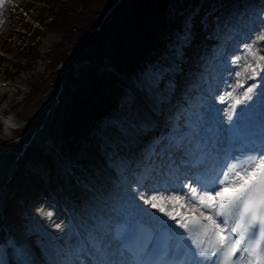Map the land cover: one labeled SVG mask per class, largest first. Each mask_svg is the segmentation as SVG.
<instances>
[{"label":"trees","instance_id":"16d2710c","mask_svg":"<svg viewBox=\"0 0 264 264\" xmlns=\"http://www.w3.org/2000/svg\"><path fill=\"white\" fill-rule=\"evenodd\" d=\"M222 1L5 0L0 11L7 14L2 21L9 27L0 29V47L27 59H10L6 69L0 58V72L25 84L11 96L0 94L2 109L19 121L13 137L0 131V148L21 146L42 121L56 127L58 155L74 163L88 161L85 146L96 142L104 149L131 120L133 94L128 82L156 93L170 82L163 74L164 58L176 51L188 23L196 37L184 53L176 91L192 75L189 66L206 60L212 44L205 37L221 27L216 24L223 13ZM44 34L48 37L42 40ZM102 57L117 72H98ZM21 70L27 72L24 77Z\"/></svg>","mask_w":264,"mask_h":264},{"label":"snow or ice","instance_id":"6c2138e0","mask_svg":"<svg viewBox=\"0 0 264 264\" xmlns=\"http://www.w3.org/2000/svg\"><path fill=\"white\" fill-rule=\"evenodd\" d=\"M4 3L5 0H0V7ZM257 39L264 40V34ZM243 51L245 55L241 59L245 66L243 71H236L238 81L234 85L242 94L238 93L240 98H236L232 92L226 93L230 106L225 109V120L229 126L238 114V105H247L255 94V84L244 89V79L255 80L264 75L261 50L250 42L243 45ZM192 183L195 187L182 183L171 191L152 189L141 194L152 209L182 230L168 239L174 241L176 251L183 249V256L167 259L170 249L166 246L156 260L134 256L131 261L115 264H264V138L260 148L230 158L211 177H193ZM176 205L181 211H169V207ZM55 227L62 228L59 224ZM99 264L112 262L103 260Z\"/></svg>","mask_w":264,"mask_h":264},{"label":"rangeland","instance_id":"374dc122","mask_svg":"<svg viewBox=\"0 0 264 264\" xmlns=\"http://www.w3.org/2000/svg\"><path fill=\"white\" fill-rule=\"evenodd\" d=\"M33 5H37V1L33 3ZM0 12V17H1ZM251 15L250 17V22L251 20L253 21L254 29L251 32V35L248 37H252L251 43H254L256 48H259L261 50V54L264 53V40L263 43H261L257 37L259 35L264 34L262 32V29H264V0H249L246 3V6L242 7L241 5L231 7V9L226 12V15H228V23L226 25V28L222 32V37L221 39H216L214 37H208L209 40H212L215 43V46L213 48L212 52H208L207 55L210 58L209 66L211 65L218 70L220 67V64H224V58L227 57V52H232L233 55L235 54L236 46L232 47L229 44V41L232 40L230 38H234L235 36L239 35L238 32L235 33L232 37H229V34L232 33V29L236 28L238 25L245 24L246 25V19ZM256 16V20H254V17ZM9 26L6 23L0 22V29L2 30H7ZM48 37L47 34H44L42 36V39H46ZM230 40H229V39ZM245 38V37H243ZM225 53L222 52V49H225ZM7 52V55L4 56L3 52H0V58H2V68L6 67L8 68V63H10V59L20 58L21 60H26L27 56L26 55H20V54H14V51ZM75 53V52H74ZM3 55V56H1ZM239 60H243L239 58ZM167 63L170 66H173V63L170 59L166 58ZM97 66V65H96ZM201 66V67H200ZM203 67V64H197L193 67L195 69V72H198L201 68ZM38 67L36 66L35 69ZM211 68V67H210ZM63 70V69H62ZM61 70V71H62ZM60 71V72H61ZM243 71V70H242ZM27 72L25 70L20 71V76L23 74H26ZM136 75V74H135ZM206 78V76H202V78ZM209 77V76H208ZM11 77H7L4 75V72H0V79L4 80H9L10 82L13 81L8 79ZM204 78V79H205ZM170 87V86H167ZM12 89L8 87V84H5L4 86H0V93L3 91H7L10 93ZM166 92V91H164ZM188 91H184L181 94V97H183V100L186 102L187 101V96ZM144 97V99H150L154 103L152 108L154 111L160 110L162 103L158 99H154L151 97L143 88H141V92ZM172 98L170 97L167 100L164 101H171ZM136 100L134 99L132 102V106H135ZM171 108L168 111H165L164 113L161 114V117H164L167 119V125L171 126V121L170 117L175 119V115L178 112H181V109L173 105V101L171 102ZM0 109H2V105L0 106ZM189 108H186L184 111H189ZM189 119L187 115L185 118H183V121H186ZM147 117L146 115H143L142 112L139 110V108H135V113L134 116L132 117V124L129 125L127 122H124L123 125L125 128H123V132L126 130V134L123 135V132L116 133L114 136H111V141L113 146L117 145L119 150L113 151L112 154H110L107 150L111 146H108L106 148H100L97 143L92 142L88 146H85L86 153L88 155V161L84 164H79L74 166L73 168H69L67 161H65V158L59 157V160H56L55 157L51 154L50 158L47 159L45 162V173H49L51 176L50 181L48 183V190L50 193L46 192H41L38 197H35L33 199L28 198V204H26L25 208L19 207L17 205L14 206L15 209V214L20 218L19 222L22 228H28L29 233H27V229L24 230V233L33 235V237L37 240H35L36 245L38 242L44 243L45 241L49 240L51 246L54 248H58L61 246L60 240L61 237L58 239V236L53 234V231L57 230L55 225L63 223L65 218L70 217V222L71 223H66L63 226L66 227V229H69V231H74L75 230V219H76V214L71 215L68 214L69 217L60 209L63 207L65 204L67 205V209H69L70 212L74 211L77 203L80 201L82 197L83 190L81 188V184L83 183H89V184H99L104 186H110L111 183L115 182V175L114 169H110V166L113 165L115 166L117 162L120 161V158L124 157L127 161V163L130 162V154L133 152L131 150V147L133 144H135V139H141L140 134H138V125H140L142 128L143 126L147 125ZM178 122L174 120L172 125H177ZM183 124V123H182ZM180 125V124H178ZM185 125V124H183ZM186 127V125H185ZM183 127V128H185ZM42 133L43 136L46 138L47 141H51V145L55 146L56 145V139H57V131L56 127L54 126H49L47 124L42 125L39 129ZM4 131V132H3ZM2 134H5V128L3 129ZM138 134V135H137ZM6 135V134H5ZM9 137H12V133L10 131V134H8ZM137 137V138H136ZM154 141L150 142V140L146 142H142L140 145L144 146L143 149L147 151H151L154 148ZM50 144L42 142L41 144L38 145V143L33 139L29 138L26 142L23 144V151L19 154V151L21 149L14 151L10 149H2L0 150V154H5V155H20V159L18 160L19 164H28L30 167L32 165H37V161H39L38 157V152L40 148L45 152L47 151V146ZM134 148V147H133ZM143 149L140 152H143ZM129 150V151H128ZM140 154L137 152V155ZM110 156V157H108ZM122 156V157H120ZM41 158V156H40ZM35 159L37 161H35ZM142 159V158H141ZM32 161L33 164H32ZM140 161V160H139ZM138 161H136V165H133V171H138L139 169V164H137ZM128 167V165H127ZM56 169H59L57 173L55 172ZM125 169V168H124ZM28 174L29 172H25L20 179L18 180V186H16L14 193L12 194L13 199L20 197L22 193L26 196L27 193L30 192L29 187L31 186L30 183H32L34 180H28ZM154 171L146 175L145 180L139 185L138 181L133 177L132 181L128 184L129 185V190L131 191H137L138 194L141 196V194L150 192L152 189H158L159 191L163 192L165 188H160L158 185H156L154 178ZM90 180V181H89ZM114 181V182H113ZM125 182V181H124ZM140 186V188H139ZM56 189L57 192L54 190ZM171 191L172 189H167ZM141 191V192H140ZM174 194H179V193H174ZM24 196V197H25ZM63 197V198H62ZM24 198L23 196L21 197V201H23ZM144 200V199H143ZM175 207H179V205H176ZM29 208L30 211H32V215L28 216L26 215L27 211ZM17 212V213H16ZM24 216L26 218L24 219ZM51 217V218H49ZM75 217V218H73ZM79 218L81 216L79 215ZM62 226V225H61ZM62 226V227H63ZM38 241V242H37ZM62 251V248H61ZM72 249L69 251L65 252V260L61 259V257L57 256V258H54L53 255L50 256H45L43 255V258L46 260L47 264H79L77 262L78 258H81V256L74 255L70 256L72 253ZM44 263V264H46Z\"/></svg>","mask_w":264,"mask_h":264},{"label":"bare ground","instance_id":"6f19581e","mask_svg":"<svg viewBox=\"0 0 264 264\" xmlns=\"http://www.w3.org/2000/svg\"><path fill=\"white\" fill-rule=\"evenodd\" d=\"M260 42L263 43V40H261ZM230 64L236 63L232 61L230 62ZM245 80L249 82L244 89L252 84H255L257 89L262 84H264V75L257 77L255 80L247 78H245ZM257 80L259 82H257ZM214 93L215 92H210V94ZM197 120L198 119L192 121V127H190L188 131L193 133L199 132L200 128L198 127ZM183 135L189 136V133L186 131L183 133ZM32 137L37 143L46 140V138L41 134L40 130H35ZM19 159L20 155L9 156L0 154V246L6 254L8 253V255H10V257H14L15 250L21 253L26 264H44L46 263V260L43 258L39 245H36L35 240L37 239H35L33 235L22 232L19 218H17L15 214L14 206L19 203V199H13L12 194L14 193L16 186H18V180L20 179V177L26 171L29 172V169L31 168L28 164H19ZM38 170H40V168ZM98 189L102 190L101 194H99L101 190ZM90 193V197L92 198L91 201H97L100 198L112 201L115 200V196H113L111 192L106 191L103 187H99V185H97L94 190H91ZM94 203L95 213H93V218L97 220L103 214L101 210L102 204H100L99 202ZM124 208L128 209L129 205H126ZM151 214L155 215V212H148V215ZM91 229L92 230L89 232L90 234H93L95 238H101L100 236H98L101 233L95 234V229H97V226H94V228ZM101 230H103V228H100V231Z\"/></svg>","mask_w":264,"mask_h":264},{"label":"clouds","instance_id":"9594fccd","mask_svg":"<svg viewBox=\"0 0 264 264\" xmlns=\"http://www.w3.org/2000/svg\"><path fill=\"white\" fill-rule=\"evenodd\" d=\"M5 134H10V128L15 127L14 124L11 123V121H5Z\"/></svg>","mask_w":264,"mask_h":264}]
</instances>
